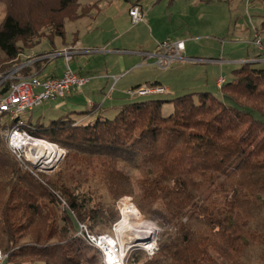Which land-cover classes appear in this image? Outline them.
Listing matches in <instances>:
<instances>
[{"label": "trees", "instance_id": "1", "mask_svg": "<svg viewBox=\"0 0 264 264\" xmlns=\"http://www.w3.org/2000/svg\"><path fill=\"white\" fill-rule=\"evenodd\" d=\"M76 2L58 0L47 15L49 24L40 19L39 31L51 29L43 39L53 47L57 37L66 43V22L79 19L70 9ZM258 32L264 34V22ZM42 36L34 24L6 14L0 72ZM217 88L218 95L194 91L168 101L132 100L113 119L99 113L87 124L77 123L81 114L46 125L31 114L29 134L66 150L67 157L43 183L12 154L8 135L0 142V251L6 256L1 264H104L101 252L77 236L79 223L97 235L111 230L119 220L116 204L126 196L170 225L159 253L145 264H220L212 252L232 264H264V69L243 63ZM165 103L174 107L168 117L162 113ZM14 125L3 128L9 134ZM131 170L141 173L135 183ZM90 171L99 174L106 196L78 193L90 182ZM50 187L68 201L67 214H61ZM127 197L120 211L128 208L142 218Z\"/></svg>", "mask_w": 264, "mask_h": 264}, {"label": "rangeland", "instance_id": "2", "mask_svg": "<svg viewBox=\"0 0 264 264\" xmlns=\"http://www.w3.org/2000/svg\"><path fill=\"white\" fill-rule=\"evenodd\" d=\"M57 1L58 0H0V26L8 13H12L22 21L30 22L35 25L38 30V35L40 34L43 36L40 39H34L32 44L26 45L27 47L24 46L25 48H30L25 52L41 53L50 51L53 45L49 39H43V37L44 35L50 34L51 29L47 27L39 31V22H42L40 19L45 20L50 15L54 5L57 9ZM131 1H133V4H131L132 6L139 5L137 2H141L145 15L144 24L134 25L127 16H119L124 10L129 8L127 0H77L76 4L70 8L73 16L79 19L77 21L66 22V41H71L74 39L75 35H78L81 41L84 42L83 45L81 44V47L85 49L106 50V53L101 52L74 57L70 64L74 71H82L84 74L91 76L100 75L107 61L108 67L112 68L109 73H115L120 70L122 64L128 67L131 62L130 57L118 55L122 53L120 51L125 49H133L135 52L144 49L148 50L152 43L167 39H185L188 42L190 41V44L187 45L189 47L188 51L185 52L186 57L211 60L219 59L221 62L210 65L206 63L183 64V62H175L171 69L167 71L160 70L157 67H150L156 72L154 74L160 77L159 79L164 83L163 85L171 89V93L165 95H151L146 98L168 101L194 91H209L218 95L220 90L217 88V80L220 77L231 80L233 71L243 64L244 60L240 59L251 58L258 54H261V57H259L257 62L246 61L251 62L257 69H264V51H261L259 48L256 49L257 47H254L252 44L257 34L264 46V34L258 32V28H260V25L264 22V0ZM101 8H105V11H102ZM95 16H97L96 19L92 21L91 19ZM82 19L83 21H80ZM46 21L47 19L43 23L49 24V20L48 22ZM122 35L124 36L121 38ZM62 42L63 39L57 37L54 46L59 47ZM20 45H23V43H20ZM109 51L112 52L108 53ZM21 59L20 57L18 61ZM54 61L59 63V65H62V62L64 64L62 58H58ZM144 61L145 63H141L143 64L141 68H149L144 66H149L146 65L148 64L147 62L151 65L154 62V60L149 59L148 61L144 59ZM178 67L179 69H177ZM206 70L208 71L207 73ZM145 71V69L132 71L134 73L130 75V77L142 76ZM151 75L152 73L147 76L150 77ZM151 77L150 79L155 78L153 75ZM207 81L208 86L202 88L203 85L206 86ZM85 89L87 88L83 90ZM141 99L144 100L145 97H138L135 100L138 101ZM59 103H62V99L56 103L51 101L44 102L32 113L34 117L33 121H36L41 114L45 117L43 121L45 125L58 117H64L57 114L58 110H53ZM50 104H53L52 107H50ZM86 104L87 103H85L83 107H86ZM162 113L165 117L170 116L174 113L173 105L171 103H165ZM255 115L257 116V114ZM79 117L80 116L75 117L77 118L78 124L89 123V121H80ZM114 117L115 116L109 117V119H113ZM10 122L11 120L8 118L3 117L0 119V142H6L8 128H3V126L8 125ZM44 141L47 142L46 140ZM59 149L61 155L59 158H55L57 161L53 166H30L28 164H21V166L33 174L40 182L47 183L48 180L52 179L59 172L60 166L67 157V151L61 147H59ZM45 155L44 153L43 156ZM129 173L134 183L141 178V173L137 170H131ZM90 175L92 176L90 182L82 185L78 193L80 195H86L88 193L87 196H89L92 192L89 190H93L96 195L102 194L106 196L105 190L99 184V174L97 172L93 174V171H90ZM49 189L51 192L55 193L58 199V208L61 214H67L65 210H69L68 201L59 191L57 192V190L55 191L51 187ZM126 197L119 199L116 204L119 220L113 225L111 230L105 231L103 234L112 236L115 239L120 235L118 238L126 240L127 246L129 245L127 241L140 238L141 240L133 241V245L135 244L138 246L134 245L135 248L128 252L126 264H145L147 261L154 258L159 253V250L150 258L144 249H142L143 244L150 240L151 242L156 241L157 248L160 249V242L164 240L163 234L170 230V225L162 216L145 214L140 210L132 197H127L130 198L131 202L143 213V216L140 215L142 218L137 217L147 224H143L142 221L127 222L125 223L126 228L124 229L126 233L124 235L123 233L120 234V232L117 231L119 230V223L123 220L122 214L125 208L120 211L119 202ZM145 229L147 232L143 234L139 232ZM133 230H135V232ZM128 236L132 237H129L128 240L126 239ZM212 255L220 264H232L226 259L221 258L215 252H212ZM5 257L6 256H4V259Z\"/></svg>", "mask_w": 264, "mask_h": 264}, {"label": "built area", "instance_id": "3", "mask_svg": "<svg viewBox=\"0 0 264 264\" xmlns=\"http://www.w3.org/2000/svg\"><path fill=\"white\" fill-rule=\"evenodd\" d=\"M129 15L134 25L145 21V15L140 5L131 6ZM254 44L261 51H264L262 40L257 34L255 35ZM101 52H105V50L85 49L81 47L80 43H74L64 46L61 50L53 51L40 57L30 58L25 63H14L9 70L0 73V115H7L11 122L15 124L8 134V147L20 163L30 166H45L43 161L47 156L42 158V154L39 155V142L44 140L31 136L26 130L28 118L44 102H54L64 99L76 89L81 91L90 82L91 78L76 73L71 68V62L78 54ZM185 52V41L165 40L159 42L153 51H140L138 54L146 60H154L153 66L163 71L171 69L175 62H183V64L221 62L220 60L189 58L185 56ZM58 58L64 60V72L61 77L42 78L37 72H32L29 75L23 74L26 68L32 69L38 62H51ZM249 61L257 62L258 60ZM251 62L243 61V63ZM142 65L140 64L139 66ZM114 79L117 80L118 78L114 77ZM225 81V78L220 77L217 85L221 87ZM167 93L168 90L162 86L149 85H142L127 91V95L130 98L165 95ZM91 107H94V104H91ZM39 159L40 162H34L39 161ZM77 236L102 253L104 264H126L128 252L134 249L135 246H138L133 245V241H136V239L127 241L129 243L127 246L126 240L119 239V236H116L117 238L115 239L109 235L94 234L83 223H79ZM129 237L132 236H128L126 239ZM142 249H144L150 258L159 250L156 241L151 242V240L144 243ZM3 260L4 256L0 251V264Z\"/></svg>", "mask_w": 264, "mask_h": 264}, {"label": "crops", "instance_id": "4", "mask_svg": "<svg viewBox=\"0 0 264 264\" xmlns=\"http://www.w3.org/2000/svg\"><path fill=\"white\" fill-rule=\"evenodd\" d=\"M127 2L129 3V8L127 10H124L119 16H121V17L127 16L128 19L130 20V22L132 23L131 17L129 15V9L132 6L131 4H133V1L127 0ZM137 4H139L141 6L143 13H144V9H143V6L141 5V2H137ZM102 11H105V8H103ZM96 17L97 16H95L91 20L93 21L94 19H96ZM80 21H83V19ZM144 23L145 22H141L139 24H144ZM123 36L124 35H122L121 38ZM167 40H171V39H167ZM180 40H183L186 42V47H187L186 52H187L188 48H189L187 45L190 44V41L188 42L185 39H180ZM163 41H165V40H163ZM172 41H176V40H172ZM74 42H78V43H80V45L84 44V42L81 41L79 36L75 35L73 40L66 41V43L62 42V44L59 47L55 46L50 51L41 52V53H33V52H27L26 53L25 52L21 56L22 59L20 61H17L16 64L25 63L30 58L40 57V56L49 54L50 52L61 50L64 46H66L68 44H73ZM159 42H162V41H157L155 43H152L149 47L150 49H148V50L144 49L141 51H153ZM252 44L254 47H256L254 44V41L252 42ZM256 49H258V48H256ZM111 52L112 51H109L108 53H111ZM120 52H122V53L118 54V55L130 57L131 62H130V65L128 67H125L122 64L119 71H117L115 73H109L110 70H112V68L108 67V63L106 61V65L104 66V70H102L100 75L91 76V75L84 74L82 71H75L76 73H78L82 76H88L91 78L90 82L84 87L87 89L83 90L84 89L83 88L81 91H79L77 89L73 90L71 94H69L66 98L62 99V103L57 104L55 106V108L54 109L52 108V109L58 110L57 114H59L61 116H65L69 113H74V115L81 114V116L79 117L80 121L84 120V121L93 122L99 113L102 115V118H109V117L116 116V114L119 111V108L123 104H125L129 101L135 100L136 98L132 99L127 95V91L130 89H133V88H136V87H139L142 85H149L150 86L151 84L156 83L157 86H162V87L166 88L168 90L167 94L171 93V89L169 87L163 85L164 83H162L161 79H159L160 77L154 74L156 72L153 70V68H150V67H154V66H152L153 63L151 65L149 62H147L148 61L147 60L146 62L148 64H146V65H149V66H144V67H149V68H141L142 66H139L143 62L145 63L144 57H142L141 55L138 54V52H140V51L135 52L133 49L132 50L125 49V50L120 51ZM105 53H106V50H105ZM84 55H88V54H78L76 56H84ZM185 55H186V53H185ZM259 57H261V54H258L256 56H252L251 58L240 59V60H259ZM203 59H205V58H203ZM212 60L218 61L219 59H212ZM216 63H218V62L206 63V64L210 65V64H216ZM206 64H203V65H206ZM179 67H181V66H179ZM179 67L177 69H179ZM143 69L146 70L145 71L146 73L144 72V74L142 76H134V78L130 77V75H132L134 73L132 71L143 70ZM32 72H37L39 74V76L42 78L61 77L63 75V72H64V64L62 62V65H59V63H57L55 61L54 62H50V61L42 62V64H40L39 67H34V68L32 67ZM207 72L208 71L206 70V73ZM150 73H152V75L155 76L154 79H150V78H152L151 77L152 75L150 77L147 76ZM114 77H117L118 79L115 80ZM218 80H217V82H218ZM208 81L206 83V86L203 85L202 88H205L208 86ZM140 98H142V97H140ZM58 101H54V102L56 103ZM85 103H87L86 107H83ZM91 104H94L95 106H97V110L99 109L98 113L90 112L92 110ZM52 105L50 107H52ZM82 113H86V114H82ZM39 118H42V120L44 121L45 117H44V115L41 114L39 116Z\"/></svg>", "mask_w": 264, "mask_h": 264}, {"label": "bare ground", "instance_id": "5", "mask_svg": "<svg viewBox=\"0 0 264 264\" xmlns=\"http://www.w3.org/2000/svg\"><path fill=\"white\" fill-rule=\"evenodd\" d=\"M57 146L55 145V144H53V143H49V142H44V141H41V142H39V155H41L42 154V158L43 157H45V156H47L46 158H45V160L43 161V163H45V166L44 167H47V166H53V164H55L56 163V161L57 160H55V158L57 157V158H59L60 157V155H61V153H60V149L57 147ZM44 153L46 154L45 156H43L44 155ZM34 162H40V159H39V161H34ZM123 220L119 223V226H118V231L117 232H120V234L121 233H123V235L126 233L125 232V228H126V225H125V223H127V222H133V221H142V220H140V218H138L137 217V215L135 214V212L134 211H132V210H130V209H128V208H125L124 210H123ZM143 222V224H147L146 222H144V221H142ZM116 231V230H115ZM134 232H135V230H133ZM116 232V233H117ZM139 232H141L142 234L144 233V232H147L146 231V229L145 230H142V231H139ZM138 232V233H139ZM137 233V232H136ZM150 233V232H149ZM122 235V236H123ZM120 236V235H119ZM133 236V235H132ZM125 237V236H124ZM136 238V237H135ZM128 240H129V238H128ZM136 240H141V239H136ZM145 240V239H144Z\"/></svg>", "mask_w": 264, "mask_h": 264}]
</instances>
